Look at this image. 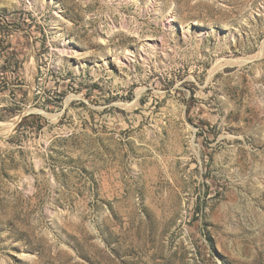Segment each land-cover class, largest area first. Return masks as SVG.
I'll list each match as a JSON object with an SVG mask.
<instances>
[{
    "label": "rangeland",
    "instance_id": "obj_1",
    "mask_svg": "<svg viewBox=\"0 0 264 264\" xmlns=\"http://www.w3.org/2000/svg\"><path fill=\"white\" fill-rule=\"evenodd\" d=\"M0 264H264V0H0Z\"/></svg>",
    "mask_w": 264,
    "mask_h": 264
}]
</instances>
